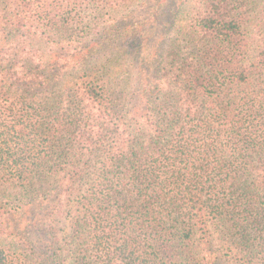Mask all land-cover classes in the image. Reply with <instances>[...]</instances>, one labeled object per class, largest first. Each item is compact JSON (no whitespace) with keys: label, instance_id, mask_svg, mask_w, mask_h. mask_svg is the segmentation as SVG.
Instances as JSON below:
<instances>
[{"label":"trees","instance_id":"1","mask_svg":"<svg viewBox=\"0 0 264 264\" xmlns=\"http://www.w3.org/2000/svg\"><path fill=\"white\" fill-rule=\"evenodd\" d=\"M0 264H264V0H0Z\"/></svg>","mask_w":264,"mask_h":264},{"label":"rangeland","instance_id":"2","mask_svg":"<svg viewBox=\"0 0 264 264\" xmlns=\"http://www.w3.org/2000/svg\"><path fill=\"white\" fill-rule=\"evenodd\" d=\"M123 14L125 15L124 18H126V20H128V22H131V23L138 22L139 20L143 21L147 17L145 12L143 11V8H136L135 6L128 8L127 10H125V12ZM87 22H92V20L87 19ZM63 222H65V221L60 220V223H61L60 227L61 228H64L66 226L65 224H63Z\"/></svg>","mask_w":264,"mask_h":264}]
</instances>
